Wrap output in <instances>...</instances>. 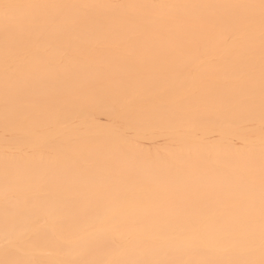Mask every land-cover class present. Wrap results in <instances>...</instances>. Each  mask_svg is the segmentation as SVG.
I'll list each match as a JSON object with an SVG mask.
<instances>
[{
    "label": "bare ground",
    "instance_id": "6f19581e",
    "mask_svg": "<svg viewBox=\"0 0 264 264\" xmlns=\"http://www.w3.org/2000/svg\"><path fill=\"white\" fill-rule=\"evenodd\" d=\"M0 264H264V2L0 0Z\"/></svg>",
    "mask_w": 264,
    "mask_h": 264
},
{
    "label": "snow or ice",
    "instance_id": "6c2138e0",
    "mask_svg": "<svg viewBox=\"0 0 264 264\" xmlns=\"http://www.w3.org/2000/svg\"><path fill=\"white\" fill-rule=\"evenodd\" d=\"M262 2H264V0H262Z\"/></svg>",
    "mask_w": 264,
    "mask_h": 264
}]
</instances>
